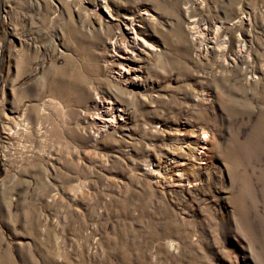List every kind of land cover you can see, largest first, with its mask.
<instances>
[{"label":"rangeland","instance_id":"rangeland-1","mask_svg":"<svg viewBox=\"0 0 264 264\" xmlns=\"http://www.w3.org/2000/svg\"><path fill=\"white\" fill-rule=\"evenodd\" d=\"M0 264H264V0H0Z\"/></svg>","mask_w":264,"mask_h":264},{"label":"bare ground","instance_id":"bare-ground-1","mask_svg":"<svg viewBox=\"0 0 264 264\" xmlns=\"http://www.w3.org/2000/svg\"><path fill=\"white\" fill-rule=\"evenodd\" d=\"M199 146H202V149H204L207 145L206 138L203 137V139H200Z\"/></svg>","mask_w":264,"mask_h":264}]
</instances>
